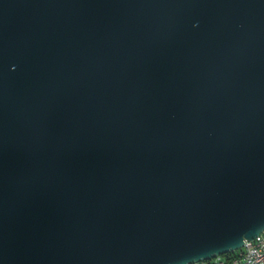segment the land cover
Wrapping results in <instances>:
<instances>
[{"label":"water","instance_id":"95a60500","mask_svg":"<svg viewBox=\"0 0 264 264\" xmlns=\"http://www.w3.org/2000/svg\"><path fill=\"white\" fill-rule=\"evenodd\" d=\"M264 229V0H0V264H190Z\"/></svg>","mask_w":264,"mask_h":264},{"label":"built area","instance_id":"2783aa9c","mask_svg":"<svg viewBox=\"0 0 264 264\" xmlns=\"http://www.w3.org/2000/svg\"><path fill=\"white\" fill-rule=\"evenodd\" d=\"M235 251L230 257L217 254L200 264H264V229L253 238H245L243 245Z\"/></svg>","mask_w":264,"mask_h":264},{"label":"trees","instance_id":"16d2710c","mask_svg":"<svg viewBox=\"0 0 264 264\" xmlns=\"http://www.w3.org/2000/svg\"><path fill=\"white\" fill-rule=\"evenodd\" d=\"M235 253H236V251H235V250H232V251H228V252L223 253V255L226 256V257H230L231 255H233V254H235ZM202 261H203V260H202ZM202 261H200L199 264H200Z\"/></svg>","mask_w":264,"mask_h":264},{"label":"rangeland","instance_id":"374dc122","mask_svg":"<svg viewBox=\"0 0 264 264\" xmlns=\"http://www.w3.org/2000/svg\"><path fill=\"white\" fill-rule=\"evenodd\" d=\"M199 262H200V261H196V262H194V263H190V264H199Z\"/></svg>","mask_w":264,"mask_h":264}]
</instances>
